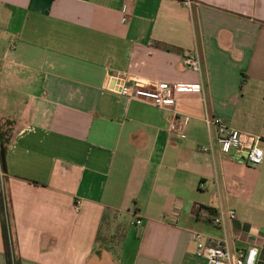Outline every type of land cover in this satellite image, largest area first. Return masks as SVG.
<instances>
[{
    "label": "crops",
    "instance_id": "1",
    "mask_svg": "<svg viewBox=\"0 0 264 264\" xmlns=\"http://www.w3.org/2000/svg\"><path fill=\"white\" fill-rule=\"evenodd\" d=\"M191 1L0 0V117L13 125L0 184L16 264H204L192 232L256 247L264 264V158L223 156L204 122L258 134L264 151V0ZM194 52L200 72L183 63ZM111 74L200 90L159 109L106 89ZM176 115L189 118L182 135L167 131ZM228 210L234 220L212 223Z\"/></svg>",
    "mask_w": 264,
    "mask_h": 264
},
{
    "label": "built area",
    "instance_id": "2",
    "mask_svg": "<svg viewBox=\"0 0 264 264\" xmlns=\"http://www.w3.org/2000/svg\"><path fill=\"white\" fill-rule=\"evenodd\" d=\"M130 2L132 0H125ZM185 5L191 7L192 1L185 0ZM184 65L195 72H200L201 62L197 52L191 53L183 59ZM106 89L117 93L128 100L149 103L159 109H172L176 104V94L180 90H200L198 84H169L165 82L144 81L131 75L111 74L105 82ZM206 126L215 131V141L220 153L226 157H233L237 161L250 166H258L264 158V151L261 147L262 137L258 134L247 133L229 125L221 117L204 118ZM189 118L183 115L174 116L170 121L167 131L170 135H182ZM206 151L207 148H204ZM181 204L176 203L172 210L171 219L177 221ZM225 218L234 220V210L220 211L212 219L215 225H222ZM142 219L137 218L131 226L139 228ZM191 240L195 243V256L204 264H258V249L250 247L245 250L232 251L224 239H214L210 242L200 232H192Z\"/></svg>",
    "mask_w": 264,
    "mask_h": 264
},
{
    "label": "trees",
    "instance_id": "3",
    "mask_svg": "<svg viewBox=\"0 0 264 264\" xmlns=\"http://www.w3.org/2000/svg\"><path fill=\"white\" fill-rule=\"evenodd\" d=\"M8 139H6V133L2 131L0 133V152H1V144H7ZM5 150V147H4ZM2 158L0 154V171H2ZM0 219H1V230H2V238H3V247H4V254L6 257L7 264H16L15 259L13 258L12 254V244L10 239V230H9V223H8V211L6 207L5 197L2 191V187L0 186Z\"/></svg>",
    "mask_w": 264,
    "mask_h": 264
},
{
    "label": "rangeland",
    "instance_id": "4",
    "mask_svg": "<svg viewBox=\"0 0 264 264\" xmlns=\"http://www.w3.org/2000/svg\"><path fill=\"white\" fill-rule=\"evenodd\" d=\"M2 108L6 109V107H4V106ZM8 108H10V107H8ZM12 130H13L12 123H9L8 120H3V118L0 117V133L2 131H4L6 133V139H9V137H11V135H12ZM0 181H1V178H0ZM0 186H1V184H0Z\"/></svg>",
    "mask_w": 264,
    "mask_h": 264
},
{
    "label": "water",
    "instance_id": "5",
    "mask_svg": "<svg viewBox=\"0 0 264 264\" xmlns=\"http://www.w3.org/2000/svg\"><path fill=\"white\" fill-rule=\"evenodd\" d=\"M1 158L2 161L4 160V149H3V144H1Z\"/></svg>",
    "mask_w": 264,
    "mask_h": 264
}]
</instances>
